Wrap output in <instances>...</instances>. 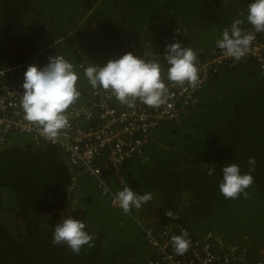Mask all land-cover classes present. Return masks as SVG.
<instances>
[{
  "label": "trees",
  "instance_id": "1",
  "mask_svg": "<svg viewBox=\"0 0 264 264\" xmlns=\"http://www.w3.org/2000/svg\"><path fill=\"white\" fill-rule=\"evenodd\" d=\"M37 1L0 0V69L26 60H30L29 65H45L54 56L51 53L71 60L63 54L72 47L69 39L50 48L47 54L38 52L51 41H58V29L72 31V39H83L93 25L105 24L119 14H123V21H113L109 30L101 31V40L89 44L82 41L94 51L114 44L136 48L142 54H138L140 57L160 62L165 83L169 82L168 65L159 56L165 54L166 45L179 41L182 46L205 48L210 56V50H219L215 42L220 34L214 31L218 32L220 25H212V17L223 13L224 0H102L99 4V0H43V7H32ZM230 1L239 6L235 9L236 17L243 21L240 27L254 33L246 20L247 11L240 14L243 3L252 0ZM180 3H187L190 8ZM176 4L181 7L186 24L180 27L179 34L158 31L159 23L164 24V18L174 12ZM200 7L198 13L188 17L190 11ZM141 24L157 27L151 31H157L158 38H152L151 31L148 37L144 31L141 41L124 36L125 31L136 30L141 38ZM196 30L199 33H193ZM260 36L255 33V40L261 41ZM146 40L154 48L144 53ZM103 52L110 58L115 56L114 51ZM128 52L131 50L123 54ZM152 52L155 55H149ZM150 56L153 58L149 59ZM197 56L198 61L209 58L203 52ZM105 57L100 55L98 59ZM223 66L182 122L176 119L162 123L146 147V155L136 154L128 160L127 176L131 186L142 195L151 193L147 212L153 214V226L158 231L175 220L167 215L171 211L179 214L178 222L196 238L199 230H209L220 233L229 242V231L221 228L231 226L234 235L250 234L264 242V76L252 57ZM76 71L82 77L81 70ZM23 73L16 71L14 75L18 80ZM81 85L84 87L85 81ZM90 98L82 92L80 105L92 104ZM114 104L127 107L119 102ZM94 120L88 124L82 120V124L89 127ZM99 123L96 119L94 125ZM62 155L58 147L46 144L20 143L0 152V264H146L152 253L145 239L129 222L120 227L122 216L110 206L105 208L115 215L100 214L103 209L96 207L98 197L90 187L85 189L84 208L67 209L71 177ZM251 157L256 165L251 171L254 182L247 189L248 196L225 199L218 188L221 167L236 163L242 173H247ZM207 166H214L216 173L209 176ZM63 215H72L86 225L88 220L95 221L104 227V235L88 231L93 236V246L85 245L78 254L67 245H53V229Z\"/></svg>",
  "mask_w": 264,
  "mask_h": 264
},
{
  "label": "clouds",
  "instance_id": "2",
  "mask_svg": "<svg viewBox=\"0 0 264 264\" xmlns=\"http://www.w3.org/2000/svg\"><path fill=\"white\" fill-rule=\"evenodd\" d=\"M101 2L102 0H99L98 4ZM243 7L240 14L247 11L246 20L254 29V33L245 32L240 27L243 21L239 20V16L237 15L238 19L232 22L230 28H225L222 34H220V38L216 40L215 46L219 50H210L212 54L210 56L209 53V58L207 59L198 61L195 50L188 46L186 47V45L182 46L179 41L166 45L165 54L161 55V57L168 65L166 71L167 81L173 85L181 87L187 85L192 89H196L201 82L199 68L208 69V78L205 84L193 95L192 103L188 107L187 113H182L176 118L179 119L178 123L186 118L188 112L192 110V106L197 105L200 94L205 92L210 85L209 80L214 75H217L221 65H224V68L226 65L237 64L249 53L252 42L256 38L255 33H264V0H252L251 3L245 4ZM72 34L73 32L70 33V36ZM126 48L132 51L131 47ZM127 50L121 51L119 55L112 58L105 54L106 60H108L106 64H103V61L92 62L88 58L81 57L78 62L71 63L60 55L50 56L48 63L45 65H29L30 60L18 63V65L26 62L29 63L27 67L18 70V73L24 71L23 78H18L23 81L21 85L23 93L20 96V107L23 111L24 120L39 128L46 139L55 140L61 131L69 127L67 111L70 106L76 107L75 105L81 103L82 99H79L82 92H87V83L94 90L101 89L110 93L111 97H114L120 104L130 109L134 108L137 102L153 109L161 108L164 105L171 107L172 105L169 101L172 99L173 94L166 86L169 82L165 83L164 79H162V66L160 62L137 57L134 55L137 53L128 52L123 54ZM215 52H222L225 57L232 58L235 63L211 65V61L213 60L212 55ZM118 56L119 58H117ZM76 69L81 70L82 78L85 81L84 87L81 85L79 89L77 82L81 76H79ZM90 99L93 101L94 97ZM176 119L163 121L156 129L162 123H171ZM154 133L141 146L142 150L140 154L146 155L145 149L152 141ZM248 164L251 166V169L247 173H242L240 166L236 163H227L221 167V179L218 188L225 199H238L241 196L246 198L248 196L247 189L254 182L251 171L255 169V158H249ZM215 173L214 166H207V174L209 176ZM83 182L85 185L84 194L86 187H90L92 193L102 199L103 208L110 206L114 209L110 201L96 190L94 182L91 179H84ZM139 193L134 191L130 186H126L118 191L116 202L119 208L127 214L132 209H140L143 204L152 198L151 193L143 195ZM146 206V209H148L149 206ZM167 215L171 217V211H168ZM145 216L153 220V214L150 211L147 212L146 210ZM122 218L124 217L122 216ZM124 221L130 224L132 222L129 218L128 220L124 219ZM94 223L97 222L89 220L86 225L83 220L77 219L72 215H63L61 222L56 224L53 229L52 244L67 245L73 253L78 254L85 245L89 247L93 246V236L88 231H92L89 225L95 226ZM204 232L206 230L196 234L198 237H201ZM141 236L143 237L142 233ZM190 244L191 241L188 238L187 232H182L180 235L171 237V245L178 255L186 253ZM149 249L151 250L150 247ZM151 253V258L155 257V253L152 250ZM146 264H149V261Z\"/></svg>",
  "mask_w": 264,
  "mask_h": 264
},
{
  "label": "built area",
  "instance_id": "3",
  "mask_svg": "<svg viewBox=\"0 0 264 264\" xmlns=\"http://www.w3.org/2000/svg\"><path fill=\"white\" fill-rule=\"evenodd\" d=\"M257 34L260 36V33ZM261 39L252 42L245 58L256 59L264 76V33ZM131 49V53H137L134 55L140 57L138 54L141 53L136 48ZM212 58L211 65L235 63L222 52H215ZM28 64L26 62L21 65H8L0 69V151L20 143L58 147L71 176L67 187L69 211L84 206V176L94 182L96 190L106 197L113 207L119 208L116 202L117 192L126 186L132 187L127 176L126 162L135 154L141 153V146L161 122L176 119L182 113H187L193 95L208 78V69L200 67L201 82L196 89L187 85L176 86L169 82L166 86L173 94L169 101L172 106L164 105L158 109L146 107L139 102L131 109L120 108L114 104L118 101L111 97L110 93L96 89L92 104H79L80 106L69 109V127L61 131L55 140H49L42 135L39 128L23 118L20 107L23 81L17 80L14 72L27 67ZM94 118L100 122L99 125H94L95 120L89 127L82 124V120L87 123ZM132 189L139 193L133 187ZM145 205L147 203L142 205V209L146 212ZM139 211L140 209H132L130 213L125 214L141 231L146 243L155 253L149 264H264V259H249L248 248L236 244L229 245L218 232L208 230L201 237H194L185 225L178 222L179 214H172L175 220L158 231L153 226V220L140 215ZM93 226L89 225V228ZM182 232H187L191 244L186 253L178 255L171 245V237Z\"/></svg>",
  "mask_w": 264,
  "mask_h": 264
},
{
  "label": "rangeland",
  "instance_id": "4",
  "mask_svg": "<svg viewBox=\"0 0 264 264\" xmlns=\"http://www.w3.org/2000/svg\"><path fill=\"white\" fill-rule=\"evenodd\" d=\"M173 1H175V0H173ZM244 1H246V0H244ZM42 2H43V0H38L36 3H32V7L41 8V7H43ZM180 5L182 7L183 6L189 7V5L187 3H185V4H181L180 3ZM243 5H245V3H243ZM222 7H223L222 9H224L223 13L221 15L213 16L212 17V19H214V20H212V25H214L215 27L217 25H220L219 28H217V29H219L218 32L217 31H214L215 34L216 33L217 34L218 33L219 34H222V31L225 28H230L232 22L234 20L238 19L236 17L237 10L235 9L237 7L239 8L238 4L237 5L236 4H233L230 0H224V3L222 5ZM174 8H175L174 12L173 11H170L169 14L166 15V17L164 18V20L166 22L164 21V24L162 23V21L159 23V26L160 27L157 29L158 31H168L169 30V31H175L176 34H179L180 33V31H179L180 27H182L183 24H186V23L183 20V13H182L181 7L178 4H176ZM200 9H201V7L198 8V9H195L193 11H190L188 13V17H189V14L190 13H198ZM186 11H188V10H186ZM215 13L217 14L218 11L215 12ZM75 15H77V14H75ZM122 15L119 14V15L114 16V18L110 19L105 24L102 23V24L93 25L91 27V29H89L90 32L87 31V34H86V36L83 39H72V38H70V33L72 31H60L58 29V31H57L58 34H59L57 36L58 41H57V39H55L54 41H51L47 46L43 47L38 53L41 54V55L47 54V53H49V51H50L49 49L50 48H53L56 44L57 45H60L62 42H65L66 40L69 39V43L71 44L72 47H68L67 52H65L63 54L66 55L69 59H71L75 63L78 62V60L80 59V57L81 58H88L92 62H95V61H97V59H98V57L100 55H105L106 54V52H103V51H114V55L115 56L116 55H119L121 51L127 50V48L124 47V46H122V45H119V44H114V45H108L103 50L94 51V50H92L94 48H90L89 45H85L82 40H85L88 44L91 43V42H98L99 40H101L103 38L102 35H101V31L109 30L111 28V26H112L113 21L122 22L123 21ZM165 25H168L171 28L170 29L169 28H165L164 27ZM64 26L66 27L67 24H65ZM140 26L142 27L141 28L142 29L141 31H143V32H141L142 33V37L141 38L138 35H136V32H139V31H136V30L135 31H125L124 36L125 37L128 36L129 39H137L138 41H141L143 39V36H144V31H146L145 37H148L149 31L157 28V27H154L153 24H151L150 27H148V25H145V24H143V26L141 24ZM103 27H104V29H102ZM106 27H107V29H106ZM86 30L87 29H85L84 31L86 32ZM88 32L90 33L89 35H88ZM188 32H192V31H188ZM188 32H185V35L186 36H189V33ZM193 33L197 34L199 32L196 30ZM133 35H135V36L133 37ZM151 36H152V38H154V37L158 38L157 31H151ZM39 38L40 37L38 36V39ZM55 38H56V36H55ZM144 45L146 46V49L144 50V53L152 50V47H153L152 45L153 44L150 43V40H146V42H145ZM156 45L161 50L160 45L159 44H156ZM192 49H196V51H197L196 53L197 54H199L201 52L205 53L206 56H208V54H209V52H207L206 51L207 49H205V48L199 49V48L193 46ZM74 51L77 52L76 55L74 54ZM52 54L58 55V53H51V55ZM149 55H155V52L149 53ZM152 58H153V56H150L149 57V59H152ZM159 58L162 60L161 55L159 56ZM71 60H68V61L71 62ZM82 81H84V78L81 77L80 80L77 82L78 89L81 86V82ZM84 179H90V178H88L87 176H84L82 178V180H84ZM102 204H103L102 199L101 198H98L96 200V207L101 206V208L103 209L102 211H99L100 214L111 213L110 215H115L114 213L110 212V210L108 208H103ZM144 208H147V206L145 205ZM114 209H115V211L118 214H120L121 216L124 217V218H122V217L119 218L120 227L123 226V225H125V224H127V222L124 221V219L125 220H128V216L121 209L115 208V207H114ZM139 214L142 215V216L145 215V211L142 209V207L140 208ZM224 221H227V220H224ZM94 224H95V226L91 227V230L93 232H96V233H99V234H103L104 235V233H103L104 231L102 229L104 227H102L100 224H97V223H94ZM131 224L134 226L136 232H138L139 234H141L140 230L134 225V223L131 222ZM13 226H14V228L17 227V225H13ZM119 228H118V231L120 230ZM221 229H227L229 231L228 233L225 232V233H227L229 235L228 238H227L228 241H229V245L236 244L239 247L245 246L246 249L250 246L249 253H248V258L249 259H264V242L263 241H259V240L253 239L250 234H244V235L242 234L241 235V233H238V234H235L234 235L233 234L234 229L231 226H229V227H223ZM109 232H110V230H109ZM197 233H202V231L199 230V232H197ZM110 234H111V232H110ZM132 264H134V263H132ZM136 264H145V263L136 261Z\"/></svg>",
  "mask_w": 264,
  "mask_h": 264
},
{
  "label": "flooded vegetation",
  "instance_id": "5",
  "mask_svg": "<svg viewBox=\"0 0 264 264\" xmlns=\"http://www.w3.org/2000/svg\"><path fill=\"white\" fill-rule=\"evenodd\" d=\"M106 58H107V57L102 58V59H98L97 62H101V61H103V60L106 59ZM117 58H119V56H118ZM107 62H108V60L103 61L102 63H103V64H106ZM87 93H88L91 97H94L95 90L91 88V86L89 85V83H87Z\"/></svg>",
  "mask_w": 264,
  "mask_h": 264
},
{
  "label": "crops",
  "instance_id": "6",
  "mask_svg": "<svg viewBox=\"0 0 264 264\" xmlns=\"http://www.w3.org/2000/svg\"><path fill=\"white\" fill-rule=\"evenodd\" d=\"M11 147V146H10ZM6 149V148H5ZM1 152V151H0Z\"/></svg>",
  "mask_w": 264,
  "mask_h": 264
}]
</instances>
